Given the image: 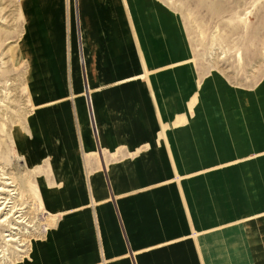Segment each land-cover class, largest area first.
Masks as SVG:
<instances>
[{
	"label": "crops",
	"instance_id": "crops-1",
	"mask_svg": "<svg viewBox=\"0 0 264 264\" xmlns=\"http://www.w3.org/2000/svg\"><path fill=\"white\" fill-rule=\"evenodd\" d=\"M140 4L22 0L32 110L13 139L55 220L16 264H264V91L198 86L188 114L191 75L145 74L177 61L180 29Z\"/></svg>",
	"mask_w": 264,
	"mask_h": 264
},
{
	"label": "rangeland",
	"instance_id": "rangeland-1",
	"mask_svg": "<svg viewBox=\"0 0 264 264\" xmlns=\"http://www.w3.org/2000/svg\"><path fill=\"white\" fill-rule=\"evenodd\" d=\"M21 3L22 0H0V189L7 190L3 195L7 200L0 199V264H16L25 259L34 240L49 230L55 220V216L42 206L36 184L37 170L27 165L13 139L16 127L25 124L32 110L26 89L27 59L19 50L24 28ZM138 3L141 4L136 5L135 10L159 12L180 29L182 38L179 35L170 50L177 61L157 72L145 71V74L147 78V74L180 69L182 78L185 73L191 75L196 89L186 100L188 114L194 112L193 105L198 102V86L221 81L236 93L248 95L252 91H264V0H138ZM142 39L146 37L142 35ZM160 39L166 41L164 32ZM181 53L185 54L184 59L179 58ZM126 64L124 78L135 81L138 74L134 58ZM176 84V80H169L167 87L173 89ZM239 104L230 106L245 105ZM147 148V145H140L134 153ZM97 151L101 158L99 146ZM124 151L119 149L112 155L103 151L104 161L111 163L122 159ZM91 156L89 167L99 166L96 153ZM102 166L104 169L103 162ZM19 181L23 182L22 195ZM11 205L16 212L9 215ZM19 214L22 216L16 217ZM10 231H16V235L8 242Z\"/></svg>",
	"mask_w": 264,
	"mask_h": 264
},
{
	"label": "bare ground",
	"instance_id": "bare-ground-1",
	"mask_svg": "<svg viewBox=\"0 0 264 264\" xmlns=\"http://www.w3.org/2000/svg\"><path fill=\"white\" fill-rule=\"evenodd\" d=\"M23 182H21V181H19V191H21V195H22V186H23V184H22ZM9 184V183H8ZM22 185V186H21ZM5 191H7V190H5V189H0V199H4V201H6L7 200V198H5V197H3V195H4V192ZM10 195L12 194V193H9ZM2 204L5 206V203L4 202H2ZM13 207V205H11V206H9V208H8V214L10 213V212H12V213H15L16 212V210H14V211H12V208ZM4 209V208H3ZM11 213V214H12ZM10 215V214H9ZM22 215L21 214H19V215H16V217H21ZM16 217H14L11 221H13ZM19 222H21V221H19ZM12 229H16V227H12ZM14 235H16V231H14V232H12V231H10L9 233H8V242H11V241H13L14 239H13V236Z\"/></svg>",
	"mask_w": 264,
	"mask_h": 264
}]
</instances>
